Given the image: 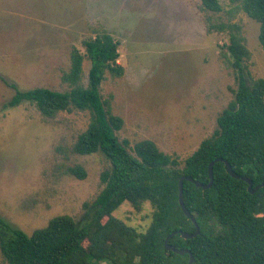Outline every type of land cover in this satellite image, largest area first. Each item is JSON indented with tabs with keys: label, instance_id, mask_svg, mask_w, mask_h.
I'll return each instance as SVG.
<instances>
[{
	"label": "rangeland",
	"instance_id": "1",
	"mask_svg": "<svg viewBox=\"0 0 264 264\" xmlns=\"http://www.w3.org/2000/svg\"><path fill=\"white\" fill-rule=\"evenodd\" d=\"M221 11L202 9L199 0H0V216L30 235L53 217L84 216L101 190L100 174L110 167L100 153L77 155L72 145L85 131L87 111L46 118L30 103L4 108L15 91H68L61 76L73 48L105 31L118 43L120 77L109 73L100 95L123 120L116 133L129 148L151 140L184 160L217 128L233 99L235 73L225 49L229 30L209 32L208 24L237 25L249 57L247 82L264 78L259 24L240 0H219ZM89 62L84 59L86 82ZM3 78L6 82L1 79ZM81 166L83 180L67 173ZM153 208L122 204L113 216L138 232L151 223ZM0 264H6L0 253Z\"/></svg>",
	"mask_w": 264,
	"mask_h": 264
},
{
	"label": "trees",
	"instance_id": "2",
	"mask_svg": "<svg viewBox=\"0 0 264 264\" xmlns=\"http://www.w3.org/2000/svg\"><path fill=\"white\" fill-rule=\"evenodd\" d=\"M202 9L221 11L219 0H199ZM246 15L259 24L258 40L264 51V0H240ZM209 32L229 30L224 45L235 73L234 97L217 118V128L202 140L183 162L176 155L161 152L151 140L129 148L116 133L123 120L111 113L100 95L105 74L120 77L118 43L103 31L83 41L84 54L73 48L70 68L61 76L68 91L47 88L18 90L3 105L30 103L42 116L79 110L90 114L85 131L72 145L77 155L102 153L110 167L100 174L101 190L94 202L83 204L84 216L76 222L68 215L50 219L30 235L0 216V253L6 264H188V255L164 249L167 236L173 249H186L193 264H264V78L246 81L243 63L249 52L237 25L208 24ZM84 59L89 62L86 82L82 79ZM6 84L5 80L1 78ZM226 161L248 185L231 177L223 162L213 165V184L208 189L183 182V202L199 227V234L184 239L178 231L195 232L178 203V182L182 177L207 184L208 165ZM67 173L83 180L81 166ZM148 202L153 208L151 223L138 232L113 216L122 204L139 211Z\"/></svg>",
	"mask_w": 264,
	"mask_h": 264
},
{
	"label": "water",
	"instance_id": "3",
	"mask_svg": "<svg viewBox=\"0 0 264 264\" xmlns=\"http://www.w3.org/2000/svg\"><path fill=\"white\" fill-rule=\"evenodd\" d=\"M223 162L226 166V171L228 172V174L233 177V178H236V179H240L242 181H244L247 185H248V191L250 193H254L258 188L259 186L255 187L254 189H252V182L250 179L248 178H241L239 177L238 175H236L230 165L224 161L223 159H216L212 162L209 163L208 165V176H209V182L207 184H201L195 180H193L192 178H189V177H182L180 178L179 182H178V203H179V206L183 212V214L185 215V217H187L188 219L191 220L194 228H195V232L192 233V234H189V233H186V232H183V231H178L176 233H179L184 239H192L193 237H196L198 234H199V227H198V224L197 222L195 221L194 217L190 214V212L186 209L185 205H184V202H183V182L186 180L188 182H191L193 183L195 186L199 187V188H203V189H208L212 186L213 184V172H212V169H213V165L215 162ZM262 186H264V184H262ZM175 233V232H174ZM170 234L169 236L166 237L165 241H164V249L166 251H172L174 252L175 254L177 255H184V254H187L189 259H188V264H193L194 263V260H193V255L190 251L186 250V249H173L171 247V245H169L168 241L170 239V237L174 234Z\"/></svg>",
	"mask_w": 264,
	"mask_h": 264
}]
</instances>
